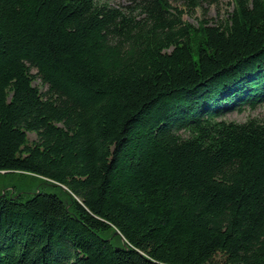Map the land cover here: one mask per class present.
Segmentation results:
<instances>
[{
  "label": "trees",
  "instance_id": "obj_1",
  "mask_svg": "<svg viewBox=\"0 0 264 264\" xmlns=\"http://www.w3.org/2000/svg\"><path fill=\"white\" fill-rule=\"evenodd\" d=\"M115 1L0 0V264H264V0Z\"/></svg>",
  "mask_w": 264,
  "mask_h": 264
},
{
  "label": "rangeland",
  "instance_id": "obj_2",
  "mask_svg": "<svg viewBox=\"0 0 264 264\" xmlns=\"http://www.w3.org/2000/svg\"><path fill=\"white\" fill-rule=\"evenodd\" d=\"M173 7H177L183 12L182 19L193 25H198L199 21L205 20L210 24L222 21L228 14L233 11V0H199V6L197 8L190 9L188 6L189 0H169ZM112 2H117L111 0ZM32 74H36L34 68L31 69ZM33 85L38 87L40 91H46V86L41 84L39 79H35ZM264 116V105L255 110H249L248 108L242 112H232L226 117L227 121H235L238 123L245 122L249 118H262ZM29 143L36 140V135L28 133ZM5 177L0 179V187L3 185L6 189L25 190L28 187H34L35 181L32 177ZM15 186V188L13 187ZM33 189V188H32ZM35 189V188H34ZM28 191V190H25ZM33 191V190H31Z\"/></svg>",
  "mask_w": 264,
  "mask_h": 264
},
{
  "label": "water",
  "instance_id": "obj_3",
  "mask_svg": "<svg viewBox=\"0 0 264 264\" xmlns=\"http://www.w3.org/2000/svg\"><path fill=\"white\" fill-rule=\"evenodd\" d=\"M115 234H118V232L116 231V233Z\"/></svg>",
  "mask_w": 264,
  "mask_h": 264
}]
</instances>
